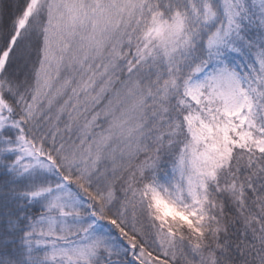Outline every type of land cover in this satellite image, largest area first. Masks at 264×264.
Returning a JSON list of instances; mask_svg holds the SVG:
<instances>
[{
	"label": "snow or ice",
	"instance_id": "obj_1",
	"mask_svg": "<svg viewBox=\"0 0 264 264\" xmlns=\"http://www.w3.org/2000/svg\"><path fill=\"white\" fill-rule=\"evenodd\" d=\"M0 264H264V0H0Z\"/></svg>",
	"mask_w": 264,
	"mask_h": 264
}]
</instances>
